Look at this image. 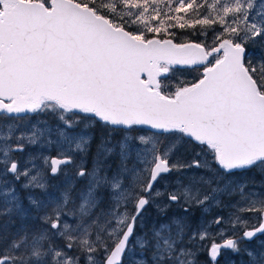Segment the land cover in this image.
I'll use <instances>...</instances> for the list:
<instances>
[{
    "label": "rangeland",
    "instance_id": "1",
    "mask_svg": "<svg viewBox=\"0 0 264 264\" xmlns=\"http://www.w3.org/2000/svg\"><path fill=\"white\" fill-rule=\"evenodd\" d=\"M28 1L51 7V0ZM72 1L139 39L172 33L166 38L175 41L179 34L169 31L164 18L168 8L174 22L192 26L194 31L188 26L183 31L190 29L198 38L193 41L210 50L225 39L244 45L246 68L264 94V0ZM204 69H170L162 91L174 97L199 82ZM3 120L0 264H105L143 197L148 203L122 264H213L211 246L231 239L233 248L217 264H264V233L244 237L263 223L264 161L227 171L206 145L180 132L152 131L124 139L121 156L109 147L120 132L54 104ZM54 153L70 159L56 173ZM159 156L172 171L148 191Z\"/></svg>",
    "mask_w": 264,
    "mask_h": 264
},
{
    "label": "water",
    "instance_id": "2",
    "mask_svg": "<svg viewBox=\"0 0 264 264\" xmlns=\"http://www.w3.org/2000/svg\"><path fill=\"white\" fill-rule=\"evenodd\" d=\"M51 5L0 0L1 113L32 115L52 102L114 126L182 131L214 149L227 171L264 159V95L244 64V46L224 40L207 53L196 43L143 41L72 0H51ZM221 52L224 57L205 70L200 82L173 98L161 94L159 79L169 74L162 64L201 67ZM67 162L53 159L52 173ZM171 171L159 158L148 191ZM146 205L141 199L138 214ZM133 230L134 223L105 264H121ZM263 233L264 212L260 228L244 237L252 240ZM232 246V241L214 245L211 260L219 259V249Z\"/></svg>",
    "mask_w": 264,
    "mask_h": 264
},
{
    "label": "trees",
    "instance_id": "3",
    "mask_svg": "<svg viewBox=\"0 0 264 264\" xmlns=\"http://www.w3.org/2000/svg\"><path fill=\"white\" fill-rule=\"evenodd\" d=\"M182 10H179L178 12L180 13ZM163 12H164V18H165V20L167 21V25H168V27H170V30L169 31H172L173 32V30H174V33H177V34H179V37H178V39H176L175 40V42L176 43H178V42H184V43H188V42H194L193 40H198V38L197 37H195L194 35H192L190 32H191V28L190 27H192V26H189V24H187V25H182V26H180V25H178V24H176L175 22H174V19H173V12L171 11H169V9L168 8H164V10H163ZM179 17H182L181 15H179V14H177ZM176 15V16H177ZM188 20V19H187ZM173 25H172V24ZM189 27L190 29H185V31H183V28H185V27ZM192 31H194V30H192ZM182 34H185V36L184 37H182ZM152 35V34H151ZM165 34H163V35H161L159 38H161V39H165L166 38V36L167 37H171L172 36V33H170V35H165ZM192 35V36H191ZM152 38V37H151ZM180 44H182V43H180ZM213 60L215 59V57H213L212 58ZM203 75V74H202ZM202 78H200L199 80H201Z\"/></svg>",
    "mask_w": 264,
    "mask_h": 264
},
{
    "label": "flooded vegetation",
    "instance_id": "4",
    "mask_svg": "<svg viewBox=\"0 0 264 264\" xmlns=\"http://www.w3.org/2000/svg\"><path fill=\"white\" fill-rule=\"evenodd\" d=\"M4 119L6 118V115L5 114H2L0 113V119ZM10 118V117H9ZM8 119V118H7ZM116 131L120 132L118 133L117 135L114 134V138L117 139V140H123V137L127 134H130V133H134V132H138L139 131V135H143V134H146V128L145 127H138V126H132L131 128H123V127H117V126H112ZM146 198V197H145ZM226 252V251H225ZM223 254H224V251H222V249H219V261L220 259L222 260L223 258ZM197 262H198V259H196ZM218 261V262H219ZM217 262V263H218ZM220 263V262H219Z\"/></svg>",
    "mask_w": 264,
    "mask_h": 264
},
{
    "label": "bare ground",
    "instance_id": "5",
    "mask_svg": "<svg viewBox=\"0 0 264 264\" xmlns=\"http://www.w3.org/2000/svg\"><path fill=\"white\" fill-rule=\"evenodd\" d=\"M237 77H238V76H237ZM221 78H222V77H221ZM217 80L219 81V78H218ZM236 80H237V79H236ZM236 80H235V82H237ZM235 82H234V83H235ZM219 83H220V82H219ZM239 84H240V83H239ZM228 85H229V84H228ZM236 94H237V93H236ZM234 95H235V94H234ZM241 96H242V95H241Z\"/></svg>",
    "mask_w": 264,
    "mask_h": 264
}]
</instances>
